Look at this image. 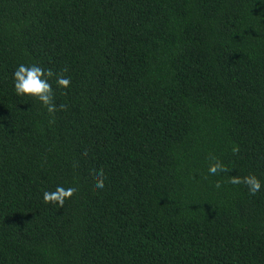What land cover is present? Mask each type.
I'll use <instances>...</instances> for the list:
<instances>
[{
    "label": "trees",
    "instance_id": "1",
    "mask_svg": "<svg viewBox=\"0 0 264 264\" xmlns=\"http://www.w3.org/2000/svg\"><path fill=\"white\" fill-rule=\"evenodd\" d=\"M19 63L70 78L53 113L15 95ZM250 173L264 0H0V264H264V188L226 183Z\"/></svg>",
    "mask_w": 264,
    "mask_h": 264
},
{
    "label": "clouds",
    "instance_id": "2",
    "mask_svg": "<svg viewBox=\"0 0 264 264\" xmlns=\"http://www.w3.org/2000/svg\"><path fill=\"white\" fill-rule=\"evenodd\" d=\"M64 71H67L66 69ZM55 76V84L57 88L67 89L70 85V78L62 74H54L52 70L41 67L38 64L32 63H19L16 65L11 73L12 86L14 93L17 97H31L40 103L42 108H46L49 113H53L56 110L54 103V93L51 78ZM239 149L236 146L232 147V152L236 153ZM229 169L224 163L211 156L207 173L209 176H216L220 173H226ZM97 180L95 182V188H104V173L100 169L95 172ZM226 183L231 185H241L247 187L249 195L255 196L261 192L264 188V182L255 175L247 174L244 176L230 175ZM215 187L220 189L222 182L217 181ZM78 189L75 186L65 187L64 185L57 184L54 190H44L42 194V200L45 204L56 205L62 208L67 199H70Z\"/></svg>",
    "mask_w": 264,
    "mask_h": 264
}]
</instances>
